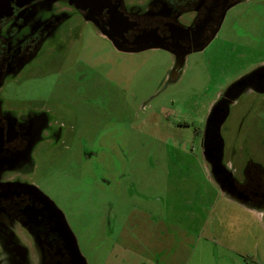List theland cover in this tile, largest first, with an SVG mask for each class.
<instances>
[{"label":"rangeland","instance_id":"374dc122","mask_svg":"<svg viewBox=\"0 0 264 264\" xmlns=\"http://www.w3.org/2000/svg\"><path fill=\"white\" fill-rule=\"evenodd\" d=\"M82 23L63 28L81 25L72 48L66 35L63 52L40 54L9 91L31 109L44 106L65 127V139L40 140L50 153L42 186L69 214L88 264H264V210H246L225 192L201 145L222 93L264 67V0L232 8L175 81L167 79L169 53H117ZM108 71L116 86L101 78ZM261 133L264 95L248 89L219 137L223 164L239 180L247 168L250 193L251 186L264 191Z\"/></svg>","mask_w":264,"mask_h":264},{"label":"flooded vegetation","instance_id":"af4514ba","mask_svg":"<svg viewBox=\"0 0 264 264\" xmlns=\"http://www.w3.org/2000/svg\"><path fill=\"white\" fill-rule=\"evenodd\" d=\"M228 6L223 0H0V264H88L69 214L42 186L50 153L47 155L49 151L40 140L64 138L65 127L52 119L44 106L31 109L10 94V85L19 82L22 70L47 50L57 47L63 52L66 35L70 38L67 49L72 48L73 38H82L81 25L63 28L80 18L117 53L136 54L146 46H163L166 50H161L169 53L173 62L167 79L175 81L188 56L204 50L218 36ZM102 65L109 68L111 63ZM100 76L115 86L120 82L109 71ZM117 87L123 89L121 83ZM248 89L264 95V67L238 79L222 93L209 114L201 145L225 192L257 211L264 210V191L251 186L250 193L249 187H244L247 168L242 180L230 173L223 164L219 137L231 106ZM251 133L250 144L254 143ZM262 142L264 133L258 144ZM104 220L106 232L111 231L110 217Z\"/></svg>","mask_w":264,"mask_h":264},{"label":"water","instance_id":"95a60500","mask_svg":"<svg viewBox=\"0 0 264 264\" xmlns=\"http://www.w3.org/2000/svg\"><path fill=\"white\" fill-rule=\"evenodd\" d=\"M223 1H224V5H226V6H228V4L230 2H232L228 7H226V10L225 11L230 10L231 8L235 7L236 5H238V4H240L242 2V0H223ZM109 38L111 40H113L112 37L109 36ZM152 48H154V49H159L160 48V49L166 50V48H164L163 46H160V45L159 46L158 45L146 46L145 48H141L140 50L144 51L146 49H152Z\"/></svg>","mask_w":264,"mask_h":264},{"label":"crops","instance_id":"0c3cea01","mask_svg":"<svg viewBox=\"0 0 264 264\" xmlns=\"http://www.w3.org/2000/svg\"><path fill=\"white\" fill-rule=\"evenodd\" d=\"M239 5V4H238ZM237 6V5H236ZM234 8V7H233ZM232 9V8H231ZM230 9V10H231ZM152 49H154V48H152ZM152 49H149V50H152ZM144 51H147V50H144ZM141 52H143V51H141ZM232 199V198H231ZM235 201V200H234ZM240 204V203H239ZM240 206L242 207V208H244V209H249V208H247L246 206H244L243 204H240ZM127 252V251H126Z\"/></svg>","mask_w":264,"mask_h":264}]
</instances>
